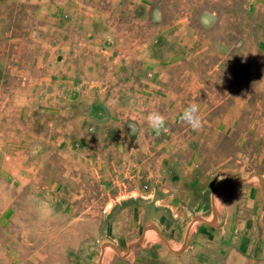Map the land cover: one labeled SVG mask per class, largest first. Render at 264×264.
Masks as SVG:
<instances>
[{"label":"rangeland","instance_id":"rangeland-1","mask_svg":"<svg viewBox=\"0 0 264 264\" xmlns=\"http://www.w3.org/2000/svg\"><path fill=\"white\" fill-rule=\"evenodd\" d=\"M154 79L170 104L140 92ZM262 83L264 0H0V264H195L197 235L264 238ZM191 103L179 176L201 206L125 214L105 181L147 161L150 112Z\"/></svg>","mask_w":264,"mask_h":264},{"label":"crops","instance_id":"crops-1","mask_svg":"<svg viewBox=\"0 0 264 264\" xmlns=\"http://www.w3.org/2000/svg\"><path fill=\"white\" fill-rule=\"evenodd\" d=\"M149 86L143 87L141 93H146L154 97V103L167 102V98L173 93V89H161L164 87L162 81L154 79L148 81ZM153 89V90H152ZM183 97V91L180 94ZM117 101L127 102L129 97H117ZM156 111V110H155ZM161 113V112H160ZM162 114V113H161ZM144 114H140L142 116ZM166 118L168 133L156 136L153 133L154 140L152 143L144 144L142 149L146 154L143 156L147 161L140 163L129 162L121 168V177L118 179L115 186H103L105 193L111 190L119 198L124 213L127 215H144L153 214H169L173 209L178 208L181 202L183 193V209L190 211L193 208L201 206L203 202V186L198 183V180H184L179 176L183 170V141H178L183 135V123L172 124L168 121L171 119L166 113H163ZM126 155V152H125ZM143 154H139L142 158ZM129 157L131 153L129 152ZM137 207L139 210H133ZM143 209V210H141ZM133 224V219H131ZM220 224L214 223L208 226L213 228ZM243 224L225 223L221 226L223 230L226 228L229 231L235 232L241 230ZM135 226L131 227L134 229ZM227 239H219L216 235L209 237L192 238L191 244L184 251L183 256L191 259L195 264H219L221 255L234 261V264H247L252 261V256L264 253V238L262 235L259 238L238 237L235 234L229 235Z\"/></svg>","mask_w":264,"mask_h":264},{"label":"clouds","instance_id":"clouds-1","mask_svg":"<svg viewBox=\"0 0 264 264\" xmlns=\"http://www.w3.org/2000/svg\"><path fill=\"white\" fill-rule=\"evenodd\" d=\"M216 13H204L201 22L205 27H212L215 23ZM155 20L161 19V13L154 14ZM180 121L187 124L193 131H199L204 126V117L200 111L197 103L189 104L182 112ZM147 123L149 127L155 132L156 136L166 134L169 131L167 127L166 118L158 111L150 112L147 116Z\"/></svg>","mask_w":264,"mask_h":264},{"label":"bare ground","instance_id":"bare-ground-1","mask_svg":"<svg viewBox=\"0 0 264 264\" xmlns=\"http://www.w3.org/2000/svg\"><path fill=\"white\" fill-rule=\"evenodd\" d=\"M262 84H264V83H262ZM261 86V85H260ZM262 88V87H261ZM264 90V89H263ZM263 93V92H262ZM260 95H264V94H260Z\"/></svg>","mask_w":264,"mask_h":264}]
</instances>
